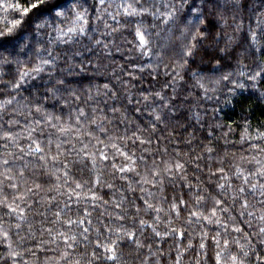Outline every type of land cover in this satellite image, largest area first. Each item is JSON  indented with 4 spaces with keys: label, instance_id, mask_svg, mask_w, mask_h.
I'll use <instances>...</instances> for the list:
<instances>
[{
    "label": "snow or ice",
    "instance_id": "snow-or-ice-1",
    "mask_svg": "<svg viewBox=\"0 0 264 264\" xmlns=\"http://www.w3.org/2000/svg\"><path fill=\"white\" fill-rule=\"evenodd\" d=\"M99 4L105 5L106 0H99ZM259 4L260 6L257 8L256 0H224L223 4L220 3V0H199L198 3L196 0H167L161 7L156 0H149L148 6H145L142 0H120L115 4V14L108 13V15L112 20H116L120 15L126 18H140L134 21L133 35L137 41L136 47L141 55H156L158 58L163 56V52L153 51V33L143 26V18L151 17L153 29L162 26L161 31L167 32H171L178 21L182 23L183 26L179 29L181 41L177 53L179 59L175 62L173 69L175 72L173 83L176 78L183 79L181 72L186 70L190 78L195 81V86L202 90L203 99L212 98L209 93H221L225 95L224 102L231 104L233 99L240 102L242 92H249L253 95L258 92L259 98L264 99V91H261L259 87L261 83H264V61H260L257 57L254 60L255 66L249 69L248 65L241 60L245 54L252 57H256L257 54L264 56V0H259ZM222 8H226L231 13V27L234 33V35L227 36L223 47H221V40L222 36L226 34L217 31V28L222 30L227 27L228 20L219 11ZM0 9L5 11L12 9L20 14L19 18L11 20L10 26L6 25L4 29H0V69L4 66L19 64L20 61L17 57L25 49L35 50L39 61L31 68L25 66L23 70H18L15 76L8 80L3 78L6 73L0 72V93L5 95V98L0 100V141L4 142V151L0 152V248H2L0 264H39L38 252L33 248L24 247L29 239H37L34 225L29 219V211H36V209L32 203L28 202V199L30 194H35L42 188L40 183H34V186L28 185L25 173L29 162L26 157H37L42 163L45 173L52 181L48 189L49 192L55 191L60 195H67L69 200L73 197L77 201L89 200L93 207L96 206L95 202L98 200L104 204L108 203V201H103V198L98 196L91 187L88 188L90 197L88 194L82 195L86 185L99 186L101 184V178L98 175H95L91 180L85 179L83 182L73 178L74 189L70 193L61 192V188L67 185L70 179V162L66 163L61 159L68 151L82 159L88 158L93 171L96 170L98 162L104 163L105 166L110 165L115 173L120 174L118 178L127 182L128 190L132 192H135L136 189L132 186V179H129L126 174L134 173L136 177H139L136 183L141 186L140 191L146 192L148 196H153L154 193L143 186L163 185L162 173L169 177L179 174L180 178L187 183V178L183 174L186 168L185 163L179 159L172 162L165 161L163 169L153 162V166L146 168L145 173L141 175L136 168V160L133 159L135 153L130 154L125 150L126 144L122 147L116 142L123 138L108 134V129L104 126L107 117L95 115V109L93 110L94 114L89 117L83 108L78 107L75 114L70 111L65 120L62 116L48 112L43 108V101L48 98L61 104L63 109H69L72 101L80 100V96L77 94V85L55 75L56 62L60 56L51 47L54 43L65 45L76 43L80 38L88 36L89 21L86 18L88 13L87 9H83L79 5V0H25L23 5L19 2L9 3L7 0H0ZM104 11L107 12V8ZM185 11H187V15H183ZM69 14L72 18L71 24L66 28L61 27L60 25L70 18ZM246 14H249L250 20L255 17L256 27L253 28L249 24L245 33ZM96 18L97 20L103 19L101 15H97ZM105 27L110 28L111 26L105 22ZM49 29H51V33ZM112 31L115 32L117 29L112 28ZM52 33H55V36ZM159 34V32L156 33L157 36ZM45 43L49 47H44ZM96 43L99 44L100 41H96ZM241 49L243 51H240ZM233 59L238 67L235 70H230L232 67L230 61ZM42 73H47L49 79L54 78V83L45 86L43 93H39L37 90L38 94L34 96L33 102L23 104V108L27 109L25 112L21 110V104L27 98L21 95V90L29 81L38 79ZM217 73L219 75H216ZM240 78H244V80L242 81ZM79 87L84 86L81 84ZM103 89L105 96L112 92L113 98H115L116 94L108 84H104ZM91 90V88L87 89L89 93ZM96 91L97 95L101 94L99 87ZM155 95L162 102L165 101V97L161 93L157 92ZM18 96L20 99H17ZM91 98L89 95V99ZM215 98L219 100L220 96L216 95ZM14 104L16 106L12 107L9 113V106ZM163 107H168L169 112L175 116V110L169 107L167 102L163 104ZM111 111L116 113L120 110L113 107ZM33 112L41 114L44 125L54 129L55 133L47 132L44 125L41 124V120L33 117ZM5 115L9 117L6 120L4 119ZM17 116L25 117V124L22 127L26 136L21 132L12 131L15 127H21L20 120L15 118ZM29 117H32L31 123L28 122ZM194 118L199 121V114L195 113ZM166 119V115L153 114V120L156 122L163 123ZM244 119L245 127L240 143L243 144L253 139L264 141V131L261 130L264 128V123L256 128L253 135L249 131L251 120L248 117ZM92 126H95V130L103 134L105 139L95 135ZM155 126V124L152 125L153 129ZM228 127L231 131V126ZM54 135L55 139H53ZM224 135L227 136L228 133ZM39 137H44V140L41 141ZM82 137H87L88 143H85ZM22 139L27 141L24 147L20 143ZM73 140L80 143L79 149L76 148ZM93 141L95 143H92ZM146 143H151V140H140V144ZM188 143H191V140ZM89 144H92L94 150L89 149ZM107 150H111V158ZM204 150L208 159H213L214 148L205 145ZM260 151L264 152V149H260ZM118 157H123L127 163L118 166ZM233 158H236L235 154H233ZM138 159L143 161L144 157L140 156ZM202 159L204 157L197 154L186 162L194 164L199 169V162ZM239 160L250 164L254 162L256 165L253 170H245L239 165H233L235 169L233 175L239 183L233 185L232 177L226 174L224 160L221 159L217 161L218 166L215 171L209 168V179L216 177L217 181H225L215 184V188L219 189L216 196H213L206 188L203 192L197 188L192 196L196 207L189 208L182 196L179 200L174 197L170 205V212L179 218L181 215L180 205L183 204L188 209L187 223L189 224L192 223L191 218L194 217L196 222L204 220L210 225L218 226L225 234L230 232L239 234L232 241L224 239L223 243H221L220 232L212 237L216 249L214 264H264V255H261L264 253V160L256 157L248 160L244 156H240ZM107 186L112 187L111 184ZM187 187L191 189L193 186L187 183ZM7 190H11V192L9 193ZM249 196L259 197L257 203L262 206L259 213L251 210L255 208V205L250 204ZM124 199L126 197L114 203V209H121V211L115 212V215L106 213L109 222L105 223L104 220H99V226L93 225L90 218L91 212L86 209L78 210L75 219L67 215L65 209L71 210L67 203L59 211L53 212L55 219L51 221L47 220L44 212H37L38 215L45 217L39 231L48 236V239L39 240L37 248L40 252L59 253L58 258L56 256L46 257L43 264H125L122 248L128 245H133L136 250L145 247L140 242L137 233L143 235L148 228H151L152 233L160 239L161 243L174 236H178L180 242H183L185 232L181 228L173 227L171 220L168 221V226L163 233L158 230L160 213L164 211L162 208L150 203L148 199L140 197L144 208L142 209L133 201L132 207L135 214H129L128 209L122 208ZM165 199L167 198L165 197ZM208 200H211V206L208 207V215H205L204 206L207 205ZM45 202L41 200L35 203L43 204ZM47 203L51 204L50 201ZM237 204H239L238 208ZM141 211L155 213L152 224L139 216ZM62 216L67 218H62ZM224 216L227 217L226 220ZM237 217L241 219L238 220ZM245 217L258 219L262 225L258 227L257 231L249 233L245 231V227L251 229L252 223ZM13 219L15 223L10 222ZM127 221L131 222V226ZM49 224L51 226H44ZM25 232L26 235L22 234ZM92 233L95 235L93 236ZM206 237L207 232H204L199 243V248L205 250V259H207ZM230 243L236 245V251L229 248ZM53 244L56 247H51ZM81 246L84 251L76 255L77 249ZM147 246L151 251V245ZM187 247H193L191 241ZM25 253L31 255V261L24 259ZM180 257V250L177 249L175 264H180ZM144 264H147L146 260ZM156 264H159V260L156 261ZM196 264H200V261L197 260Z\"/></svg>",
    "mask_w": 264,
    "mask_h": 264
},
{
    "label": "trees",
    "instance_id": "trees-1",
    "mask_svg": "<svg viewBox=\"0 0 264 264\" xmlns=\"http://www.w3.org/2000/svg\"><path fill=\"white\" fill-rule=\"evenodd\" d=\"M7 2H19L23 5L25 0H7ZM119 2L120 0H106V4L102 6L99 4V0H79V5L83 9H87L88 13L86 17L89 21L88 36L80 38L79 42L76 43L67 45L54 43L51 47L60 56V59L56 62L57 70L55 75L76 84L80 100L72 101L69 109H63L61 104L54 102L51 98L44 100L42 106L48 112H54L65 120L69 112L71 111L75 114V110L78 107L83 108L89 117L94 114L93 110L95 109V115L107 117L104 121V126L108 129V134L114 137H122V140H117L116 142L122 147L126 144L125 150L129 151L130 154L135 153L133 159L136 160V168L141 175L145 173L146 168L153 166V162L160 169H163L165 161L172 162L179 159L182 163H185L186 171L183 174L187 178V183H190L193 187L189 189L187 183L180 178L179 174L169 177L167 174L162 173L163 185H157L156 187L151 185L143 186L154 193L153 196H148L146 192L140 191L141 186L136 183L139 177H136L134 173H127L126 175L133 181V188L136 189L135 192H132L128 190L127 182L119 179L120 174L115 173L110 165L105 166L104 163L98 162L96 170L93 171L88 158L82 159L75 153L68 151L61 159L65 160L66 163L70 162V179L68 184L61 188V192L70 193L74 189L73 178L83 182L85 179L91 180L95 175H98L101 178V184L99 186L94 184L86 185L82 195L88 194L90 197L91 194L88 193V188L91 187L98 196L103 198V201H108V203L104 204L98 200L95 202L96 206L93 207L89 200L81 199L77 201L75 197L69 200L67 195H60L55 191L49 192L48 189L52 181L45 173L42 163L37 157H26L29 162L25 173L28 185L34 186V183H40L42 188L35 194H30L28 199V202L32 203L36 209V211H29V219L34 225L37 239H29L24 244V247L33 248L38 252L39 264H43L46 257L56 256L58 258L59 256L58 252H40L37 248L40 239H48L47 234H42L39 231L45 217L38 215L37 212H44L47 220L51 221L55 219L53 212L59 211L67 203L71 209L70 211L65 209L67 215L75 219L78 210L86 209L91 212L90 218L93 225L99 226V220H104L105 223L109 222L106 213L115 215V212L121 211V209H114L115 202H119L123 197H126L123 200L122 208L128 209L129 214H135L132 202L135 201L143 209L144 205L139 199L143 197L164 210L160 213V222L158 224V230L161 233L165 231L168 221L171 220L172 226L181 228L185 232V236L182 243L178 236L170 237L161 243L160 239L154 236L151 228L145 230L143 235L138 232L139 240L145 247L139 250H136L133 245L123 247L122 252L125 264H144L145 260L147 264H156L157 260H159V264H175L177 249L181 253L180 264H196L197 260L200 261V264H214L216 249L212 237L217 232H220L221 243H223L224 239L232 241L239 234L232 232L225 234L218 226L210 225L204 220L196 222L194 217L191 218L192 223L189 224L187 223L189 218L188 209L181 204V215L177 218L170 212V205L174 197L179 200L182 196L183 200L188 203L189 208L196 207L192 196L197 188L201 192L206 188L208 192L216 196L219 189L215 188V184L217 182L224 183L225 181H217L216 177L209 179V168L215 171L218 166V160H224L226 174L232 177L233 185L239 183L233 175L235 171L233 165H239L245 170H253L256 167L254 162L251 164L241 162L239 160L240 156L247 157L248 160L253 157L264 160V152L260 151V149H264V141L253 139L243 144L240 143L245 127V117L251 120L249 131L253 135L256 128L260 127L261 123H264V99L259 98L258 92L254 95L249 92H242L239 103L235 99H233L231 104L225 103V95L221 93H209L212 98L203 99L202 90L195 86V81L190 78L186 70L181 72L183 79L176 78L175 83H173L175 77L173 69L175 68V62L179 59L177 55L181 43L179 29L183 26L182 23L178 21L171 32L161 31L162 26L153 29L152 18L145 16L143 18V26L153 33V51H162L163 56L158 58L156 55H141L136 47L137 41L133 35L134 21L140 18H126L120 15L117 16L116 20H112L108 15V13L115 14V4ZM142 2L145 6L149 4V0H142ZM156 2L162 7L167 0H156ZM196 2L198 3L199 0H196ZM223 2L224 0H220L221 4ZM256 2L257 8H259V0H256ZM105 8H107V12L104 11ZM219 11L228 20L227 27L222 30L217 28V31H222L223 34H226L222 36L221 40V47H223L227 36L234 35V33L231 27V13L226 8H222ZM187 14V11L183 13V15ZM19 15L12 9L7 11L0 9V29H4L6 25L10 26L11 20L19 18ZM97 15H101L103 19L97 20ZM69 17L68 20L60 25L61 27L66 28L71 24L72 18L70 14ZM182 18L183 16L181 20ZM105 22L111 27L106 28ZM249 24L253 28L256 27L255 17L250 20L249 14H246L244 20L245 33ZM112 28L117 29V31L113 32ZM49 32L51 33V29H49ZM157 32L160 33L158 36L156 35ZM52 35L55 36V33H52ZM96 41H100V43L97 44ZM44 47H49V45L45 43ZM240 51H243V49ZM37 56L38 54L35 50L25 49L17 57L20 61L19 64L4 66L0 69V72L6 73L3 78L5 80L10 79L15 76L18 70H23L25 66L31 68L33 64L39 62ZM257 57L260 61H264V56H259V54L256 57L245 54L241 57V60L251 69L255 66L254 60ZM230 63L232 66L230 70L237 69L238 65L235 59L230 61ZM61 69L63 71H60ZM216 75H219V73ZM240 79L244 80V78ZM244 82L247 83V81ZM52 83H54V78L49 79L47 73H42L38 79L29 81L24 89L21 90V95L27 98L22 101L21 110L27 112V109L23 108V104L33 102L34 96L38 94L37 90H39V93H43L45 86H50ZM81 84L84 87H79ZM104 84H108L112 91L115 92V98H113L112 92H109L107 96L103 94ZM97 87L100 89V95H97ZM259 87L261 91H264V83H261ZM88 88L92 89L91 93L87 91ZM157 92L165 97L164 102L155 95ZM89 95H91V99H89ZM216 95L220 96L219 100L215 98ZM145 97L148 99L145 100ZM4 98L5 95L0 93V100ZM17 99H20V97L18 96ZM137 101H139V104H137ZM165 102L175 110V116L169 112L168 107H163ZM15 106V104L9 106L8 112L10 113L12 107ZM113 107L118 108L120 111L113 113L111 111ZM155 113L166 115L167 119L163 123L156 122L153 120V114ZM195 113L199 114V121L194 118ZM33 117L40 119L41 124L44 125L41 114L33 112ZM8 118V115L4 116L5 120ZM15 118L20 120L21 127H15L12 131L21 132L22 135L26 136L22 127L25 124V117L17 116ZM31 119L32 117L28 118L29 123H31ZM153 124L156 125L155 129L152 127ZM229 125L231 126V131L229 130ZM44 127L47 132L55 133V130L48 128L47 125H44ZM92 130L95 135L105 139L103 134L95 130V126H92ZM261 130L264 131V128H261ZM210 133L211 135H209ZM225 133H228V135L225 136ZM39 139L43 141L44 137H39ZM53 139H55V135ZM82 139L85 143H88L87 137H82ZM140 140H151V143L140 144ZM189 140H191V143H188ZM3 143V141H0V152L4 151ZM20 143L24 147L27 141L22 139ZM73 143H75L77 149L81 147L80 143L75 140H73ZM92 143L95 142L93 141ZM205 145L214 148L213 159L211 160L208 159L204 150ZM89 149L94 150L92 149V144H89ZM165 149H167V152H165ZM107 151H109L111 158V150ZM197 154L204 157L199 162V169L194 164L186 162ZM233 154H235V159ZM140 156L144 157L143 161L138 159ZM124 163L127 162L124 161L123 157L117 158L118 166ZM197 177H199V180H197ZM108 184H111L112 187L109 188ZM7 191L11 192V190ZM258 199L259 197L249 196L250 204L255 205V208L251 210L257 213L262 207L257 203ZM41 200L46 202L43 204L35 203ZM47 201H50L51 204L47 203ZM210 206L211 200H208L207 205L204 206L205 215H208V207ZM236 207L238 208L239 204ZM233 214L235 215V212ZM139 216L148 221L149 224H152L155 213L141 211ZM62 218L67 217L62 216ZM81 218L83 217L81 216ZM245 218L250 219L252 223L251 229L245 227V231L249 233L257 231L258 227L262 225V222L258 219ZM224 219L226 220L227 217L224 216ZM237 219L240 220L241 218L237 217ZM10 222L15 223V220L13 219ZM127 223L131 226L130 221H127ZM204 232H207V237L205 238L207 259L204 256L205 250L199 248L201 236ZM22 234L26 235V232ZM92 235L94 236L95 234L92 233ZM189 241L193 245L192 248L187 247ZM147 245H151V251ZM51 247H56V245L53 244ZM61 247H63L62 244ZM229 248L232 251L237 250L234 243H230ZM0 251H2V248H0ZM82 251L84 249L81 246L77 249L76 255ZM161 252H163V255H161ZM261 255H264V253H261ZM24 259L31 261L32 257L29 253H25Z\"/></svg>",
    "mask_w": 264,
    "mask_h": 264
}]
</instances>
